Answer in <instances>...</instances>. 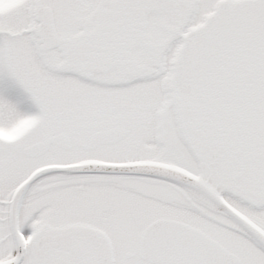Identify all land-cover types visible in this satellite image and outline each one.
<instances>
[{
	"label": "snow or ice",
	"instance_id": "obj_1",
	"mask_svg": "<svg viewBox=\"0 0 264 264\" xmlns=\"http://www.w3.org/2000/svg\"><path fill=\"white\" fill-rule=\"evenodd\" d=\"M0 264H264V0H0Z\"/></svg>",
	"mask_w": 264,
	"mask_h": 264
}]
</instances>
